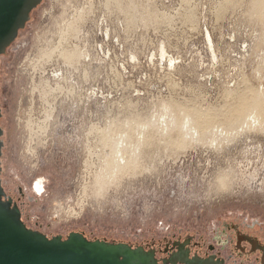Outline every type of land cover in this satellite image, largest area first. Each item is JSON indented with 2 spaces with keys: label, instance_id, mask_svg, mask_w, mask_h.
Returning a JSON list of instances; mask_svg holds the SVG:
<instances>
[{
  "label": "rangeland",
  "instance_id": "obj_1",
  "mask_svg": "<svg viewBox=\"0 0 264 264\" xmlns=\"http://www.w3.org/2000/svg\"><path fill=\"white\" fill-rule=\"evenodd\" d=\"M41 7L0 54L1 180L14 200L33 197L26 225L153 249L158 264L174 236L198 254L223 228L264 245V0H105L110 53L55 70L44 111L48 87L24 68L35 39L18 46Z\"/></svg>",
  "mask_w": 264,
  "mask_h": 264
},
{
  "label": "water",
  "instance_id": "obj_2",
  "mask_svg": "<svg viewBox=\"0 0 264 264\" xmlns=\"http://www.w3.org/2000/svg\"><path fill=\"white\" fill-rule=\"evenodd\" d=\"M38 2L27 8L19 26L28 0H0V46L15 38ZM3 196L0 186V264H158L154 250L141 246L89 240L79 232H71L66 238L47 237L26 227L19 210Z\"/></svg>",
  "mask_w": 264,
  "mask_h": 264
},
{
  "label": "built area",
  "instance_id": "obj_3",
  "mask_svg": "<svg viewBox=\"0 0 264 264\" xmlns=\"http://www.w3.org/2000/svg\"><path fill=\"white\" fill-rule=\"evenodd\" d=\"M92 1L90 8H87L86 0H39L36 4L42 5L39 17L28 33L27 41L18 45L22 48L31 46L33 38L35 39L36 51L24 68L31 67L30 63L33 62L32 69L39 70V74L45 70H49L51 74L55 70L86 71L90 68V57L108 55L110 32L103 8L105 0ZM28 20L29 17L21 29ZM16 37L17 35L12 41ZM66 57L71 59L65 60ZM37 86L33 88L39 90ZM44 87H48L47 91L39 90V93L43 92L40 96L42 111L49 105V100L55 102V86ZM3 199L6 200L5 196ZM81 234L85 236L84 233ZM89 240L108 242L105 238L96 237Z\"/></svg>",
  "mask_w": 264,
  "mask_h": 264
},
{
  "label": "flooded vegetation",
  "instance_id": "obj_4",
  "mask_svg": "<svg viewBox=\"0 0 264 264\" xmlns=\"http://www.w3.org/2000/svg\"><path fill=\"white\" fill-rule=\"evenodd\" d=\"M12 42L13 41H11L7 45V47L10 46L12 44ZM45 71L41 72L39 74V78L40 79L38 81V86H39L40 89L45 88L44 86H48V85H50V83L51 84H53V83L55 84V82H53L50 77L52 76V79L54 80L55 79V75H57V74H55V72H53V74H51L49 70H45ZM47 72H49V74L46 76L45 73H47ZM46 117L49 118L50 115L49 116L47 115ZM43 133L45 134V132L40 130V136L41 137L43 136L42 135ZM2 134H3V130H2L1 135ZM40 141L43 142L42 138L40 139ZM3 147H4V141L2 140V149H3ZM2 155H3V151H1V153H0V183L1 184H2V180H1V171H2L1 156ZM31 189L36 195H41L42 192L44 191V180H43V178L36 179L32 183ZM2 190H3V194H4L5 198H6V200L10 201L11 205L15 206L19 210L20 216L22 214L25 215V213L28 214V212H29V211H27L28 210V205L33 201V199H32L33 197L32 196L30 198H28V197L25 198L26 202L20 203L17 200L13 199V198H15L14 196L12 198L10 195L6 194L3 184H2ZM19 192L22 193L21 190H19ZM28 196H30V195H28ZM54 198H55V195H54ZM24 204H26L27 206H24ZM53 204L55 205V202ZM53 211H54V209H52V212ZM53 215H54V213H53ZM38 221H39V217H37V223L40 222V221L39 222ZM24 224H25V226L29 227L28 225H26L25 222H24ZM40 225H42V224H40ZM29 228L34 229V230H36L38 232H41V233L45 234L48 237V235L46 233L42 232L38 228H32V227H29ZM223 231L225 232L224 228H223ZM224 232H221V231L217 232V238L214 240V241H216L215 242V246H209L208 249L210 251L209 250L205 251L206 254H198L197 252L194 253V251L190 253L191 249L193 248V245H192L193 243L191 242V240L189 238H187V239H179V241H177L175 236L173 238H171V237L167 238V240L163 242L164 243V252H160V253H163V255H164V256L161 257V259H165V260L175 259L177 264H182L180 262V260H184V262H188V261L193 260V259H200V260H204V261L208 260L210 262V264H226L225 258L220 256V255H217V251L215 252V251H212V250L215 247L217 248V246L221 247L222 250H224L228 246V244H232L234 251H236L238 253L248 254L251 251V249H252V251H255V252L257 251V255H255V258L258 259L257 261H259L260 264H264V245L261 244L257 239H253L252 236L245 235V234H242V233H239V232L237 234H235L233 239H231L230 236H228V234H226V236H222L223 235L222 233H224ZM59 236H61V235H59ZM51 237H55V235H53ZM196 244H198V242H196ZM178 248H179V250H178ZM194 255H195V258H193ZM154 257H155V253H154Z\"/></svg>",
  "mask_w": 264,
  "mask_h": 264
},
{
  "label": "bare ground",
  "instance_id": "obj_5",
  "mask_svg": "<svg viewBox=\"0 0 264 264\" xmlns=\"http://www.w3.org/2000/svg\"><path fill=\"white\" fill-rule=\"evenodd\" d=\"M37 0H28V3H27V6H26V8H25V11H24V13H23V15H22V17L20 18V20H19V23H18V25L20 26L22 23H23V21H24V19H25V15H26V10H27V8L31 5V4H34L35 2H36ZM18 33V32H17ZM14 36V33H13V35L10 37V38H12ZM7 42H8V40L7 41H5L1 46H0V52L3 50V52L6 50V48H7V46H6V44H7ZM2 52V53H3ZM0 151H2V140L0 139ZM0 186H1V188H2V184L0 183ZM53 209H54V211H53V213H54V215L55 214H57L58 212H56L55 213V206H53ZM58 209V208H57ZM59 211V210H58ZM124 245V244H123ZM125 246V245H124ZM142 247V246H141ZM143 248V247H142ZM144 249V248H143ZM180 262L182 263V264H189V263H193V264H210V262L208 261V260H200V259H193V260H190V261H188V262H184V260H180ZM165 263L166 264H174V263H176V260L175 259H169V260H165ZM177 264V263H176Z\"/></svg>",
  "mask_w": 264,
  "mask_h": 264
}]
</instances>
